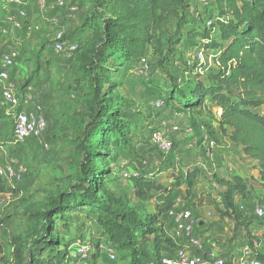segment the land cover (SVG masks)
<instances>
[{"label":"trees","instance_id":"trees-1","mask_svg":"<svg viewBox=\"0 0 264 264\" xmlns=\"http://www.w3.org/2000/svg\"><path fill=\"white\" fill-rule=\"evenodd\" d=\"M191 1L194 0H95L93 9L99 10V13L94 11L82 25V31L91 34L94 49L88 67L92 85L91 99L86 101L89 122L75 145L81 156L79 188L74 193L69 190L57 193L50 199L48 209L41 215L45 220L41 233L31 231L28 234L29 238H33L34 245L29 256L30 264H44L42 257L46 252L45 264L52 263L50 254L60 245L53 219H64L65 213L77 210L95 214L97 223L110 237L112 246L129 254V264H161L162 257L173 256L176 250L163 224L164 217L175 207L172 202L164 199L162 207L155 214L142 219L135 208L129 207L106 188L107 178L111 175L108 166L94 162V158L103 161L105 157L98 147L108 150L106 154L111 149L117 151L130 147L129 138L134 133L112 96L116 84L107 75L109 62L139 65L150 51L158 58L159 67L169 60L174 48L181 42L195 46L200 39L204 49L213 52L211 58L215 69L207 79H197L194 84L180 89L173 87L162 93L164 97L158 100L163 101L164 106L176 101L182 110L191 115L204 109L212 120L207 122L202 119L198 125L194 119L199 116H192L191 126L184 130L177 123L182 134L190 129V138H193L194 126H197L198 133L199 126H202L210 140L216 143L218 139L211 125L212 122L216 123L221 135L240 147L245 157L257 163L261 188L264 190V115L258 111L264 107V0L208 2L204 15H197L196 19L202 20L199 26L208 19L211 25L208 26L207 22V27L199 28L189 27L194 23L193 20L189 22L194 17L189 8ZM81 40L78 37L68 41L76 46L73 55L78 52ZM34 74L20 86V92L29 87L28 83L37 75V71ZM104 85L108 87L106 91ZM209 104L212 109H209ZM215 109L221 110L219 117ZM181 115L174 116L181 119ZM3 117L0 113V119ZM200 175L201 170L196 167L173 173L168 188L143 173L129 179L135 197L145 202L154 194L168 196L181 187L190 198ZM210 182L220 187V190H216L219 203L214 205L219 219L233 222V236L242 231L251 257L264 264V251L258 250L264 245V232L259 237L252 235L249 227L253 221L234 202L236 195L247 197V181L239 176L227 180L213 174ZM7 193L17 194V187L8 188L0 179V195ZM169 219L175 225L172 218ZM253 219L259 224L264 222V217L254 216ZM14 244L16 262L24 264L21 240L15 239ZM2 251L0 242V256ZM144 260L150 262L144 263Z\"/></svg>","mask_w":264,"mask_h":264},{"label":"rangeland","instance_id":"rangeland-1","mask_svg":"<svg viewBox=\"0 0 264 264\" xmlns=\"http://www.w3.org/2000/svg\"><path fill=\"white\" fill-rule=\"evenodd\" d=\"M54 1L48 0V5ZM211 1L213 0L191 1L190 13L195 18L192 17L189 20L194 22L189 27H207L206 23L210 22L209 19L204 20V24L199 26L202 20L196 18L197 15L199 17L204 15L207 3ZM20 2V6L27 12V22L10 44L19 52V59L15 66L19 73L15 79L19 83L16 92L24 97L25 91L20 92V86L37 71V75L28 83L34 90L29 91L28 95L34 98L31 99L32 104H30L32 111L44 118L47 122V130L40 140L28 139L10 148L9 156L23 163L28 168V174L17 186V194L0 195V242L3 247L0 264H17L14 244L17 238L21 240L24 264H30L29 256L34 245L33 238H29L28 234L31 231L41 233V228L45 225L41 215L48 209L50 199L57 193L67 190L74 193L79 188L81 156L75 145L86 123L89 122V108L86 101L91 99L92 85L89 81L88 67L92 61L94 49L91 34L84 33L82 25L94 11L99 13V10L93 9L95 0H64L66 5L74 3L79 9L78 14L68 20L64 18L66 7L57 11H46L40 9L36 0H20ZM16 10L17 6L10 4V0H0V25L8 13ZM53 17L59 19L57 20L59 23H51L50 19ZM59 27L63 28L67 41L78 37L82 39L78 52L70 58L56 55L52 51L53 31ZM197 43L195 46H190L186 41L181 42L174 48L169 60L159 67H157L158 58L150 51L143 63L139 65L126 62L107 64L109 69L107 75L110 81L116 84L115 90L111 92L112 96L116 99L117 106L134 133L129 138L130 147L117 151L111 149L108 154H106L108 150L98 147L99 152L105 154V161L94 158V162L108 166L111 175L107 178L106 188L129 207L135 208L142 219L155 214L157 209L162 207L164 199L170 200L175 208L189 210L193 220L196 219L197 213L193 209L194 204L181 205L189 201L184 190L173 191L168 196L154 194L148 201H139L134 195L132 181L125 178L124 174L133 177L135 174L143 173L168 188L172 182L173 173H180L187 165L192 168L198 162L207 170L201 176L195 190L196 195H191L193 197L190 202L197 199L196 202L199 203L200 189L205 187L211 189V186H206L211 183V176L226 166V164L220 165V157L217 156L216 164H208L205 158L207 150L205 147L201 148V152H195L198 148L196 143H202L199 138L192 142L193 146H189L188 143L193 138L186 140L182 137L183 141L175 142L167 136L168 132L176 134L171 130L174 124L169 126V122H166L165 126L162 124L161 127L159 126L161 117L168 119V116L172 115V122L178 121L179 118L176 119L175 114H182L183 119H189L188 116H190L192 120V116L202 115L209 119V122L212 120V117L205 114L204 109L197 110L194 115H191L182 110L176 101L165 105L163 109L155 108L156 101L164 97L162 93L170 91L173 87L180 89L189 84L192 85L197 79H207L210 72L215 69L211 58L213 52L206 51L200 39ZM199 52L202 53L201 62L195 58L196 53ZM141 66L148 69L141 73ZM107 88V85L103 86L104 91ZM4 110L0 104V113ZM258 111L264 115V107ZM2 124H6L7 130L1 131L0 142L6 145L10 141L12 128L8 121ZM196 129L195 125L194 133L199 137ZM155 131H161L163 137L166 136V141L171 142V147L167 151L151 145L150 138ZM177 133L182 134V131ZM222 161L225 163L227 159ZM247 161L252 163L251 159L246 158L241 165L248 171ZM213 193L215 195L216 190ZM200 198L204 199L202 196ZM64 215V219L59 217L53 219L60 245L50 254L51 264H74L70 253L79 243L88 244L91 247L89 264H129V254L112 246L110 237L97 223L94 213L77 210ZM163 224L165 233L173 229V223L167 215L163 219ZM174 228L176 229V226ZM110 247L117 255L115 262H111L107 257V249ZM258 250L264 251V245ZM47 256L48 252L42 257L44 264ZM149 262L150 260H144V263Z\"/></svg>","mask_w":264,"mask_h":264},{"label":"built area","instance_id":"built-area-1","mask_svg":"<svg viewBox=\"0 0 264 264\" xmlns=\"http://www.w3.org/2000/svg\"><path fill=\"white\" fill-rule=\"evenodd\" d=\"M40 9L46 11H57L66 7V14L64 18L66 20L72 19L78 13V7L74 3L66 5L64 0H55L48 5V0H36ZM10 4L17 6V10L13 13H8L3 20L0 27V103L6 110H10L13 115L12 123V135L10 141L3 145L0 142V179L4 186L8 188H15L20 185L26 175L28 174V168L21 163L17 158L10 157L11 146H16L28 139L40 140L43 134L46 132L47 123L40 115H36L31 109V98L27 95L24 97L17 94V86L14 84L11 78L10 71L16 66L19 59V52L16 48L10 44L16 39V35L23 30L25 23L27 22V12L22 8L20 0H10ZM48 5V6H47ZM47 6V7H46ZM51 23H59V19L53 17L50 19ZM211 25L210 22L207 23ZM52 51L56 55H63L71 57L75 52L76 46L73 43H69L65 39V32L63 28H57L53 31ZM202 52V51H201ZM196 53V60L201 62L203 60L202 53ZM144 59L140 63H143ZM148 67L141 66L140 72L146 71ZM157 110L163 109V101L157 100L155 103ZM216 115H221L220 109H215ZM166 125V121L162 123V126ZM173 132H180L179 126L174 124L171 126ZM190 129H186L184 137H191ZM151 145L156 146L162 151H167L171 147V143L167 142L161 131H155L152 133ZM207 155L210 152L206 151ZM125 178H131L132 175L124 174ZM242 211L244 208H240ZM253 215L256 218L264 217V208L260 205L253 207ZM168 216L172 218L176 225L177 234L183 237L185 243L193 249H200L201 245L199 239L194 235V221L192 213L186 209L173 208L168 212ZM91 254V247L88 244H77L70 258L74 264H89V258ZM107 256L110 261L116 259L115 252L112 248L107 249ZM161 264H261L257 259L240 255L231 258L230 262L223 258H220L214 254H195L185 247L176 249L173 256H165L161 258Z\"/></svg>","mask_w":264,"mask_h":264},{"label":"crops","instance_id":"crops-1","mask_svg":"<svg viewBox=\"0 0 264 264\" xmlns=\"http://www.w3.org/2000/svg\"><path fill=\"white\" fill-rule=\"evenodd\" d=\"M18 72L16 67L14 69H11L10 75L13 79V82L16 86L19 85V83L16 82V76H18ZM33 90V88H26L24 91V95L31 98V96L28 95L29 91ZM23 91V92H24ZM34 91V90H33ZM34 99V98H31ZM1 104V103H0ZM32 104V103H30ZM33 107V106H32ZM5 109V107H4ZM209 109H212L211 104H209ZM10 110H4V112H1V114L4 116L2 119H0V134L1 131L6 132V124H2V122L13 123V115L10 114ZM172 115L170 117L168 116V119L164 117H161V122L159 123V126L161 127V124L166 121L169 122L168 125L172 124H179L182 130L185 128H188L191 126L192 120L191 119H179L178 121L174 120L172 122ZM193 118V117H192ZM196 123L200 125L201 120H206L208 122L209 119H206L204 116H200L196 118ZM184 120V121H183ZM195 120V119H194ZM47 123V122H46ZM213 127V132L218 139V142L214 143L210 140L208 134L205 132L204 128L202 126H199V137L196 135L193 136L192 140H189V146H193V141H196L198 138L202 139L201 144H198L197 151L195 152H201V148L205 147L210 152L209 155H206L207 163L208 164H216L217 163V157L219 158L220 165L226 164V166L223 167V169L216 171L215 174H217L219 177L223 179L229 180L232 178V176H239L240 178L244 179L248 183V194L246 198H242L240 195L235 196V204L238 207L244 208L243 214L248 217V219L252 220L253 223L249 227V231L252 235L259 237L260 234L264 232V222L261 224L256 223V221L253 219V207L256 205H260L264 208V190L261 188V182L259 179V171L257 169V163L252 160V163H249L247 161V164L249 166V170L247 171L246 167L242 166L241 162H245L246 158L245 155L242 153L240 147H236L233 143H231L228 138L224 135H221L219 132L218 126L216 123H211ZM168 127H166V130ZM228 132V130L226 131ZM177 134V135H176ZM173 134L171 132H168V137L174 140L175 142H181L184 139L188 140L190 139L187 137H184L183 134ZM12 135V132H11ZM182 135V136H181ZM182 137L184 139H182ZM166 140V136L164 137ZM171 143V142H170ZM195 144V143H194ZM195 146V145H194ZM223 159H227L225 163L222 161ZM185 160V159H184ZM198 160V158H197ZM232 162V163H231ZM198 168L201 170V175L199 179L195 182L192 194L196 195V187L198 185V182L201 179V176L204 175L207 168L204 165H201L200 163L196 162L192 166V168ZM251 167V168H250ZM190 165L185 166V169H182L181 172H185L186 170L192 169ZM251 180V181H250ZM254 182V183H253ZM206 186H211V189L206 188L200 189L198 200L199 203L196 202L197 199H194L190 202V199L193 197L191 196L188 200V202H183L181 204L182 206L185 204H189L190 206L194 204L193 209L196 211V219H194V230H195V237L199 239L201 242V248L194 250L189 245H187L183 239V237L179 236L177 234V230L174 228L166 232L169 239L174 243L175 249L185 247L188 250H190L192 253L195 254H214L220 258H223L225 260H231L232 257L240 256V255H247L251 256L250 252L245 245V240L243 237V232H237L236 236H233V229L234 224L228 219L220 220L218 214L215 211L214 205L219 203V199L217 195H213L214 190H220V187L217 186L214 183H209ZM180 190H184V187H181ZM212 190V191H211ZM202 193V195H200ZM207 195H206V194ZM202 196L204 199L200 198ZM196 198V197H194ZM253 217V218H252ZM232 238V239H231ZM231 239V241H230ZM234 239V240H233Z\"/></svg>","mask_w":264,"mask_h":264}]
</instances>
